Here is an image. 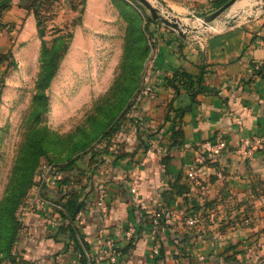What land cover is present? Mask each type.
Here are the masks:
<instances>
[{
    "label": "crops",
    "instance_id": "obj_1",
    "mask_svg": "<svg viewBox=\"0 0 264 264\" xmlns=\"http://www.w3.org/2000/svg\"><path fill=\"white\" fill-rule=\"evenodd\" d=\"M109 2L86 0L78 24L106 25L101 22L108 18L104 8ZM164 2L165 9L157 8L169 18L188 15L195 4ZM197 18L184 22V32L151 21L158 29L152 33L151 88L142 95L120 144V152L132 156L110 154L111 162L95 171V186L75 219L78 240L66 228L68 219L52 223L59 217L51 204L58 193L54 186L42 188L44 204L24 215L30 232L18 252L26 264H77L83 247L102 244V227L121 249L112 264H264L258 240L264 232V148L236 152L252 136L264 134V73L258 71H264V0H236L211 26ZM0 22V53L9 52L13 42L41 44L36 16L19 0L3 10ZM77 30L76 41L82 26ZM177 71L193 76L195 98L185 80L169 83ZM175 121L185 133L182 147L172 146ZM207 140L222 141V154L205 151ZM133 171L139 173L137 195L131 191ZM100 184L107 187V219L96 202ZM158 193L166 212L157 227L151 210ZM196 212L203 215L202 224L189 225L188 217ZM132 223L136 231L128 239ZM156 245L159 254L153 253ZM252 246L256 249L250 254Z\"/></svg>",
    "mask_w": 264,
    "mask_h": 264
},
{
    "label": "rangeland",
    "instance_id": "obj_2",
    "mask_svg": "<svg viewBox=\"0 0 264 264\" xmlns=\"http://www.w3.org/2000/svg\"><path fill=\"white\" fill-rule=\"evenodd\" d=\"M110 1L106 25H79L86 0H19L40 15L44 34L39 45L13 42L1 68L8 64L0 99V264H26L18 247L30 232L24 215L43 165L80 157L77 182L94 184L97 168L112 160L95 146L105 133L126 138L140 105L158 29L143 1ZM151 1L166 8L164 0ZM188 1L194 10L175 18L182 28L221 0Z\"/></svg>",
    "mask_w": 264,
    "mask_h": 264
},
{
    "label": "built area",
    "instance_id": "obj_3",
    "mask_svg": "<svg viewBox=\"0 0 264 264\" xmlns=\"http://www.w3.org/2000/svg\"><path fill=\"white\" fill-rule=\"evenodd\" d=\"M200 21L203 24V26L212 25L210 22H206L204 17H200ZM162 24H166V23L162 22ZM5 62L6 61L0 62V99L2 97L5 84H6L5 76L7 75L6 68H8V64L5 66L4 70L1 69L3 68L4 66L3 63ZM147 78H148V83L145 86V88L142 90L141 94L139 95L140 98L142 97L143 94H145V92L149 91L151 88L150 75H148ZM236 120L240 125L243 124V120L241 118H237ZM202 147L205 151H208L214 156H219L222 154L225 148V144L222 141L207 140L202 144ZM260 148H264V134H256L252 136L251 139H249V142L239 146L236 149V152L245 155L248 153H252L254 150L260 149ZM54 171H55V167H53L48 162L43 165L42 171L39 175V184L36 186L35 189H33L32 196L34 197L28 199L27 201L28 210H36L41 205L44 204L45 200L42 198V188L45 185L54 186V188L58 185V182H59L58 179L62 175V173L61 172L54 173ZM133 174L134 175L132 177L133 183L131 186V191L133 194L137 195L139 193V178H138L139 173H137L136 171H133ZM190 177L195 178V173L191 172ZM96 193H97L96 194L97 205L101 208L104 219H107L108 218V208L106 204L107 187L104 184L98 185V187L96 188ZM161 195L162 193H158V195L155 196L154 198L155 205L153 206L151 210L152 220L156 226L161 223L162 218L166 212L165 211L166 206L164 202L161 200V197H162ZM51 204L55 205L53 203ZM56 206L59 207V205H56ZM82 211L83 210L81 209L77 215L80 216L82 214ZM187 222L189 225H193V226L202 224L203 215L200 212L193 213L188 217ZM52 223L59 224L60 218L58 216H54L52 218ZM135 231H136V227L134 223L130 224L129 229L126 232L127 238L131 239ZM100 232L102 233V237H103L102 244L96 249L95 248L90 249L87 247H83L82 251L80 252L81 261H79L77 264H99L103 262L112 264V263L118 262L119 257L121 255V249L119 248L117 244L116 238L111 235H108L106 233L105 227H102L100 229ZM258 240L260 241V245L264 246V232H262L259 235ZM255 249L256 248H254L253 246L248 248L250 254H253L252 252H254ZM153 253L154 254L160 253V248L158 247V245L154 246ZM14 264H20V262L17 261Z\"/></svg>",
    "mask_w": 264,
    "mask_h": 264
},
{
    "label": "trees",
    "instance_id": "obj_4",
    "mask_svg": "<svg viewBox=\"0 0 264 264\" xmlns=\"http://www.w3.org/2000/svg\"><path fill=\"white\" fill-rule=\"evenodd\" d=\"M228 0H221L219 4H217L216 8L221 7L223 4H225ZM11 4H8L6 0L0 2V18L2 15V12L4 9H6L8 6ZM36 12V11H35ZM38 15L39 13L36 12ZM37 23L39 27V34L40 37L44 34L43 30L41 29L43 27V22L42 18L37 16ZM153 13H151V16H149V19L152 21L154 19ZM157 22L162 23L163 19H167L168 21L171 20V18L165 16L164 13L158 10V15L155 18ZM1 25V23H0ZM8 53H0V62H4L8 59ZM259 72L264 73V71L259 68ZM176 78H180L181 80H185V82L188 83V87L190 89V93L193 98H195L196 92L198 91L197 89H192L195 80L193 79V76L190 73H187L185 71H177L175 75L169 79V83L173 84ZM203 78V72H201L197 80L200 83V81ZM199 89L206 90L210 89L209 87L206 86H199ZM118 129V128H117ZM112 133H105V135L99 140L97 145L95 146V150H99V152H105L104 154L106 157L110 154H116L118 156L122 155H129L132 156V153L128 151H122L120 152V144H124L126 139H121L117 140L112 137ZM172 137H173V142L172 146H178L182 147L185 143V133L181 126L176 124V121L172 124ZM104 156V158H106ZM80 157L71 159L70 161L64 162V163H49L53 167H55L54 173H59L61 172L62 175L59 177V182L58 185L55 187L57 190L58 196L52 201L54 209L58 212L59 218H60V223L66 219L69 220V223L67 224L66 228H69L70 231L75 235V239H77L76 235V223L75 219L78 214V212L85 207L86 204V199L90 192H92L94 188V184L90 181L89 185L88 183H83V185L79 184L77 182V171L76 168H78V160ZM170 156H166L163 158L165 164L168 166V160ZM182 185H185L182 183ZM188 190V189H187ZM180 192V191H178ZM56 205H59L56 206ZM63 224V223H61ZM60 224V225H61ZM62 226V225H61Z\"/></svg>",
    "mask_w": 264,
    "mask_h": 264
},
{
    "label": "water",
    "instance_id": "obj_5",
    "mask_svg": "<svg viewBox=\"0 0 264 264\" xmlns=\"http://www.w3.org/2000/svg\"><path fill=\"white\" fill-rule=\"evenodd\" d=\"M141 1H143L146 5H148L150 7L154 17L156 18L158 15V8L153 4V2L151 0H141ZM234 2H235V0H228L225 4H223L221 7L216 9L213 13L204 16L205 21L211 23V21L213 19H215L217 16H219L221 13H223ZM175 18L176 17H172L171 20H169V21L167 19H163V22L166 23L167 25L171 26L172 28L179 30L180 32H182L185 27H188L187 25H184L183 26L184 28H182V26L179 24L178 20Z\"/></svg>",
    "mask_w": 264,
    "mask_h": 264
}]
</instances>
